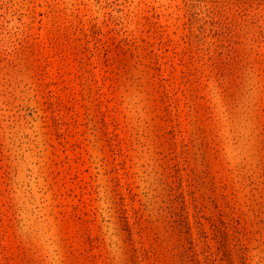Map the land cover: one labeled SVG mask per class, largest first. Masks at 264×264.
I'll use <instances>...</instances> for the list:
<instances>
[{
    "label": "rangeland",
    "instance_id": "374dc122",
    "mask_svg": "<svg viewBox=\"0 0 264 264\" xmlns=\"http://www.w3.org/2000/svg\"><path fill=\"white\" fill-rule=\"evenodd\" d=\"M0 264H264V0H0Z\"/></svg>",
    "mask_w": 264,
    "mask_h": 264
}]
</instances>
